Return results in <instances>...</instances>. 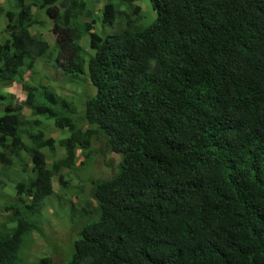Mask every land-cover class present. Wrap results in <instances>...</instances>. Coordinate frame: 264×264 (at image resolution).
<instances>
[{
    "label": "trees",
    "instance_id": "obj_1",
    "mask_svg": "<svg viewBox=\"0 0 264 264\" xmlns=\"http://www.w3.org/2000/svg\"><path fill=\"white\" fill-rule=\"evenodd\" d=\"M15 1V16L0 7V82L26 71L31 81L23 104L0 91V168L16 189L0 207V264H22V246L43 237L53 178L66 191L63 171L98 156L114 171L89 181L84 205L66 199L69 219L83 221L64 264H264V0H149L145 26L136 0H106L102 19L88 0ZM33 6L52 17V46L32 33ZM118 20L121 30L104 31ZM39 65L62 71L60 90L34 82ZM83 83L96 92L76 95ZM48 122L69 137H52ZM57 146L64 155L48 167L43 149Z\"/></svg>",
    "mask_w": 264,
    "mask_h": 264
},
{
    "label": "rangeland",
    "instance_id": "obj_2",
    "mask_svg": "<svg viewBox=\"0 0 264 264\" xmlns=\"http://www.w3.org/2000/svg\"><path fill=\"white\" fill-rule=\"evenodd\" d=\"M4 3V0H0V4ZM141 10V16H139L136 21L138 26H145L152 22L156 13L152 9L148 0H139ZM136 6V5H134ZM2 28H5L7 25L6 20L2 15ZM99 19H101L99 17ZM122 22L116 23L115 25L107 24L105 25L106 33H113L115 31H119L123 28ZM88 49V46H86ZM46 76V72L39 71L37 72L34 82L39 83ZM50 80H52V85H61L64 84L62 82L63 74L59 75L58 71L53 73H49L48 76ZM14 83H4L0 84V90L8 91V89ZM95 148L99 149L100 145L96 142L93 144ZM51 157V154L48 155ZM114 161L116 162L118 156H114ZM80 158V157H79ZM78 158V159H79ZM83 158V157H81ZM80 158V159H81ZM84 159V158H83ZM16 171V170H15ZM13 169L9 170L12 173L13 177L16 179L23 178L22 174L19 172H15ZM114 169H110L105 165V158L103 156H98L95 163L90 167H78L72 170L65 169L63 171L68 183V190H61L58 178L54 180V194L45 201V207L43 212L40 215V223L37 224L38 219L32 217V221L37 224V228L39 231H42L44 234L43 237L40 236V232L38 234H33L31 240L26 243V247L20 250V261L22 264H35L42 257L50 255L53 258L52 264H64L68 259L72 257L74 251V241L77 237V232L80 230V225H75L77 223L82 222L79 218H74L73 221L69 219V214L67 213V201H73L77 207L84 205V199L89 197L92 191V185L89 181L92 178H108L107 176L113 173ZM91 173L92 175H88ZM29 177L32 176V172L29 171ZM25 177V176H24ZM28 177V178H29ZM0 180L3 181L5 187L2 189L0 187V207L4 208L3 201H10L15 199L16 189L12 182L6 179V174L0 168ZM82 186L83 190L79 187ZM80 191H79V190ZM12 214V211H10ZM0 213L8 216V212L2 210ZM83 226V225H82ZM1 234V233H0ZM36 236V237H35ZM28 238L26 236L25 240ZM24 245V244H23ZM22 252V254H21Z\"/></svg>",
    "mask_w": 264,
    "mask_h": 264
},
{
    "label": "crops",
    "instance_id": "obj_3",
    "mask_svg": "<svg viewBox=\"0 0 264 264\" xmlns=\"http://www.w3.org/2000/svg\"><path fill=\"white\" fill-rule=\"evenodd\" d=\"M104 2H105V0H88V8L95 12L96 18L101 16L102 6H103ZM35 10H36V8H34V12H35ZM15 12H16V9H15ZM41 19L42 20L44 19L43 16L39 20V23L41 25L34 29L33 35L35 37L43 36L49 42V45L52 46L56 40V35L51 30V23L48 20H47V22H44ZM1 22H2V18H0V37H3L4 33H3V28H2ZM5 37H3V38H5ZM56 71L59 72V75L62 74V72L58 68H56ZM30 79H31V74L29 71H26V74L24 75L23 80L18 79L16 81H13L12 83H14V84L11 85V87L8 89L9 93H12L16 96V100L19 103H23V101H24V97H23L24 95L22 92V84H23V82L29 81ZM62 85L63 84H61V85L57 84L56 86L55 85H53V86L55 88H57L58 90H60ZM74 88L77 91L76 95L80 94L83 96V94L86 92H90L92 94H94L96 92V90L89 83L76 84ZM66 89L68 90L69 86H67ZM46 130L49 134H51L52 136H54V138H57V139L63 140V139H66L67 137H69V133L67 131H63V130L59 131L57 128H55L52 125L51 122L47 123ZM43 151L47 155L48 167L52 166V156L53 155H57V156H63L64 155V147L63 146H57L54 151H50L48 148H44ZM49 154H51V157L48 156ZM108 156L112 157L113 159L115 158L114 154H111ZM23 162H26V161H23ZM116 162L118 163L119 159H117ZM29 168H32V164L29 165ZM55 179L56 178H53V183H54ZM49 199H50V197H49ZM8 219H9L8 216H5L4 214L0 213V225L3 222L7 221Z\"/></svg>",
    "mask_w": 264,
    "mask_h": 264
},
{
    "label": "clouds",
    "instance_id": "obj_4",
    "mask_svg": "<svg viewBox=\"0 0 264 264\" xmlns=\"http://www.w3.org/2000/svg\"><path fill=\"white\" fill-rule=\"evenodd\" d=\"M8 0H4V3H1L0 4V7H3V8H9L10 10H11V12H14V16L16 15V14H18V12L20 11V7L17 5V3H16V1L15 0H10V1H8ZM106 1V0H105ZM149 1V0H148ZM136 6H139L140 7V5H142V3H139V0H136L135 1V3H134ZM149 4L151 5V3H150V1H149ZM58 6H60V5H58ZM61 7V6H60ZM152 7V6H151ZM34 8H36V10H35V12H34ZM62 8V7H61ZM15 9H16V12H15ZM140 9H141V7H140ZM153 9V8H152ZM32 11H33V14H35V15H38L39 16V20H40V18L43 16V20L42 21H44V22H47V20H49L50 18H52L51 16H49L48 14H47V12H46V10L45 9H41V8H39V7H37V6H33L32 7ZM155 12V11H154ZM1 15H3L5 18H7L5 15H4V13H0ZM95 15V14H94ZM102 16H103V6H102V12H101V16H99L101 19H102ZM98 17V18H99ZM156 18V17H155ZM154 21V20H153ZM100 26V24H94L93 23V29H94V27L95 28H97V27H99ZM35 28H37V27H33L32 28V33H33V31H34V29ZM106 31V30H105ZM80 45H81V47L86 51V53H87V55L89 56H91V54H92V52H93V48L92 49H90V39H89V37L87 36V35H85V36H83V38H82V40H81V42H80ZM86 46H88V49L86 48ZM56 68H58V67H56L55 66V71H56ZM59 69V68H58ZM60 70V69H59ZM39 71H42V72H46V76L45 77H47L48 76V74L49 73H53V72H55V71H51V70H49V69H44V67L42 66V65H39V66H37V72H39ZM61 71V70H60ZM62 72V71H61ZM63 74V73H62ZM36 76V75H35ZM35 76H34V78H35ZM45 77L43 78V79H45ZM30 81H31V79H30ZM87 81H89V80H87ZM13 82V81H12ZM26 82H29V81H26ZM90 82V81H89ZM7 83H10V82H7ZM0 84L2 85V84H4V83H1L0 82ZM94 89H95V87L92 85V84H90ZM53 86V85H52ZM54 87V86H53ZM55 88V87H54ZM57 89V88H56ZM96 90V89H95ZM0 91H4V90H0ZM4 92H6V91H4ZM7 93H9L8 91H7ZM10 94H12V93H10ZM14 97H15V100H16V96L14 95V94H12ZM17 101V100H16ZM18 102V101H17ZM19 103V102H18ZM24 103V102H23ZM23 103H20V104H23ZM30 112V111H29ZM47 125V124H46ZM53 125V124H52ZM55 128H57L55 125H53ZM59 131L60 130H62V129H59V128H57ZM47 131V130H46ZM63 131H67V130H63ZM48 133V132H47ZM49 134V133H48ZM51 135V134H50ZM52 136V135H51ZM52 137H54V136H52ZM112 154H114V155H117L118 156V159H119V161L121 160V157L118 155V154H115V153H112ZM108 155H111V154H108ZM115 162V161H114Z\"/></svg>",
    "mask_w": 264,
    "mask_h": 264
}]
</instances>
